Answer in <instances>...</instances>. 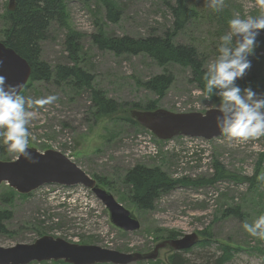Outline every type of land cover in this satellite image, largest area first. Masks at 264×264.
<instances>
[{
  "label": "rangeland",
  "instance_id": "374dc122",
  "mask_svg": "<svg viewBox=\"0 0 264 264\" xmlns=\"http://www.w3.org/2000/svg\"><path fill=\"white\" fill-rule=\"evenodd\" d=\"M122 14L117 22L106 19L103 0H62L63 23L52 21L46 40L40 43V58L54 70L58 65H69L72 53L66 49L68 34L77 35L76 57L80 67L93 75V85L101 89L106 98L123 105L114 114L95 116L88 93L74 88L70 83L54 84L30 81L19 93L37 100L49 95L59 99L44 108H33L28 125L29 145L38 151L54 149L65 153L89 176L96 177L114 198L127 208L138 220L139 228L123 231L113 225L108 211L93 193L81 186L45 184L28 194H20L5 182L0 184V210L10 217L5 221L6 232H0V246L16 243H33L42 235L60 237L78 244H93L123 253H144L165 238V234H177V238L204 230L211 240L203 253L216 251L221 243L238 247L230 262L225 264H264V239L250 236L243 228L245 222L252 224L264 215V136L246 143L229 141L220 135L202 145L210 148L207 166L190 170L194 178L208 177L214 160L225 169L241 176H254V186L235 183L229 179L201 186H177L161 194L151 211L138 210L130 201L129 188L123 182L125 169L136 163L159 166L170 178L173 156L161 152L157 157L139 154L127 141L141 132L143 127L130 123L134 109L131 103L145 105L155 103L156 108L173 112L199 111L217 108L219 103L204 100L197 83L192 81L190 70L177 64L160 67L144 54H115L99 50L91 35H129L144 37L150 32L162 34L171 23V16L164 5L166 0H108ZM198 12L197 17L175 36L177 43L193 44L201 53L204 68L215 60L220 38L229 31V21L259 15L256 0H225L219 12L207 7V0H187ZM8 0H0V40L6 29L4 15ZM264 30L257 36L254 54L248 57L250 68L243 77L254 78L251 89L264 97ZM234 37V41H235ZM163 71H170L173 82L162 98L142 86L141 82ZM125 103V105L123 104ZM156 143H159L157 140ZM3 139L0 138V160L14 159ZM263 155V156H262ZM262 156V157H261ZM227 206H239L242 217L224 215ZM203 238V236H201ZM174 238V237H173ZM213 240V241H212ZM196 248L185 253L198 260ZM169 247L159 250L157 264H168ZM156 261V260H155ZM129 262L126 264H142ZM29 264H69L64 261H42ZM109 264V263H104Z\"/></svg>",
  "mask_w": 264,
  "mask_h": 264
},
{
  "label": "trees",
  "instance_id": "16d2710c",
  "mask_svg": "<svg viewBox=\"0 0 264 264\" xmlns=\"http://www.w3.org/2000/svg\"><path fill=\"white\" fill-rule=\"evenodd\" d=\"M76 1L87 2L89 0ZM164 5L170 13L171 23L162 34L150 32L144 37L135 38L129 35H110L106 37L98 32L92 34L91 39L99 50H110L117 55H137L141 53L153 59L162 68H165L169 64H177L188 68L192 81L197 83V88L203 92L205 82L202 77L206 69L204 68L201 53L193 44H183L175 41V36L182 32L197 17L198 12L188 4L187 0H166L164 1ZM103 6L108 21L117 22L120 19L121 10L115 8L111 2L103 0ZM4 20L6 29L0 41L12 48L28 62L31 67L28 79L30 83L33 81L52 82L58 85L70 83L69 85L74 88L85 90L90 97L96 117L114 114L123 106L112 99L106 98L105 93L101 89L95 88L93 85V75L78 65L75 54L76 34L69 33L65 41L66 49L72 53L71 64L58 65L53 70L49 64L40 58V43L48 37L52 21L65 25L62 22V0H16L14 10H8L4 15ZM173 80L174 78L170 71H163L141 82V84L154 93L157 98H162ZM254 81V78L252 80L250 77H242L238 78L235 83L241 89H252L255 85ZM211 101L217 104L219 103V98L213 95ZM123 104L125 105V103ZM130 106L140 110L156 109L153 102L141 106L131 103ZM123 119L130 123L136 122L129 117H124ZM258 172L259 167L255 169L254 176H241L235 172L228 171L221 163L214 160L212 173L208 177H183L174 180L159 166H147L143 163H136L125 169L123 182L130 190L129 201L138 210L151 211L154 208L156 199L161 194L167 193L177 186H201L229 179L235 183L247 182L250 187H253L254 178ZM94 178L96 179V177ZM96 181L103 186L99 180L96 179ZM223 213L224 215H233L235 217L243 216L239 206H227ZM9 217L10 214L8 212L0 210L1 233L6 232L5 221ZM197 233L200 240L188 249L172 251L168 257V264H225L226 262H230L234 253L239 249L238 247L233 248L229 244L221 243L214 247L216 251H208L205 254L202 252V248L209 246L211 240L204 238V236H209V234L204 230ZM176 236L178 235L174 233H166L164 239H174L177 238ZM192 248L197 249L198 260L186 257L185 253L189 252ZM145 261L142 264L159 263L157 259L156 261Z\"/></svg>",
  "mask_w": 264,
  "mask_h": 264
},
{
  "label": "water",
  "instance_id": "95a60500",
  "mask_svg": "<svg viewBox=\"0 0 264 264\" xmlns=\"http://www.w3.org/2000/svg\"><path fill=\"white\" fill-rule=\"evenodd\" d=\"M15 4L16 0H8L7 9L13 11ZM30 73L31 67L28 62L0 41V75L6 77L7 83L20 85V93ZM216 109L211 108L204 112H173L162 108L131 109L129 115L160 140L176 136L210 140L221 135L215 123V117L219 115ZM28 151L34 162L23 156L18 160H0V184L5 182L20 194H28L45 184L82 185L105 206L113 225L123 231H134L139 228L136 217L67 155L54 149L38 151L28 147ZM199 240L198 233L192 232L179 238L163 239L148 252L123 253L93 244H78L60 237L42 235L33 243L0 246V264L59 260L69 264H126L132 261L156 260L161 248L169 247L171 252L179 251L190 248Z\"/></svg>",
  "mask_w": 264,
  "mask_h": 264
},
{
  "label": "clouds",
  "instance_id": "9594fccd",
  "mask_svg": "<svg viewBox=\"0 0 264 264\" xmlns=\"http://www.w3.org/2000/svg\"><path fill=\"white\" fill-rule=\"evenodd\" d=\"M225 0H207V7L219 12ZM259 15L240 18L237 15L229 21V31L220 38L218 55L207 65L202 77L204 100L212 96L219 98L215 117L220 134L229 141L246 143L264 136V97L258 96L249 88L241 89L235 81L242 78L250 68L248 57L254 54L257 36L264 30V0H256ZM234 37L236 38L234 41ZM20 85L8 84L6 77L0 75V138L14 159L21 156L32 161L29 145L28 125L33 117L29 109L44 108L55 103L59 97L49 95L32 100L19 94ZM34 162V161H32ZM264 181V175L257 177ZM244 230L252 237L264 239V215L254 223L243 224Z\"/></svg>",
  "mask_w": 264,
  "mask_h": 264
},
{
  "label": "built area",
  "instance_id": "2783aa9c",
  "mask_svg": "<svg viewBox=\"0 0 264 264\" xmlns=\"http://www.w3.org/2000/svg\"><path fill=\"white\" fill-rule=\"evenodd\" d=\"M186 110H182L185 112ZM158 139L148 130H142L129 138L127 141L132 143L136 151L141 155L157 157L161 152L173 156L172 175L173 179L183 177H192L190 170H200L207 166L210 159V148L202 145L203 142H209L199 137H175L167 140ZM83 189V187H81Z\"/></svg>",
  "mask_w": 264,
  "mask_h": 264
}]
</instances>
